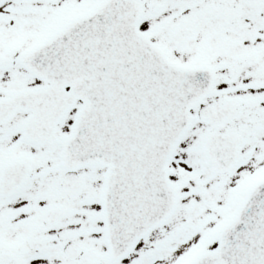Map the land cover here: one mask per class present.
I'll return each mask as SVG.
<instances>
[{"label": "snow or ice", "instance_id": "1", "mask_svg": "<svg viewBox=\"0 0 264 264\" xmlns=\"http://www.w3.org/2000/svg\"><path fill=\"white\" fill-rule=\"evenodd\" d=\"M0 264H264V0H0Z\"/></svg>", "mask_w": 264, "mask_h": 264}]
</instances>
